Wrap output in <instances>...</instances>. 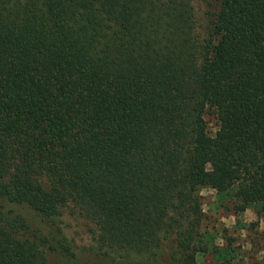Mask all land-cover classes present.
I'll return each mask as SVG.
<instances>
[{
  "label": "trees",
  "instance_id": "16d2710c",
  "mask_svg": "<svg viewBox=\"0 0 264 264\" xmlns=\"http://www.w3.org/2000/svg\"><path fill=\"white\" fill-rule=\"evenodd\" d=\"M202 189L264 217V0H0V264H199Z\"/></svg>",
  "mask_w": 264,
  "mask_h": 264
},
{
  "label": "rangeland",
  "instance_id": "374dc122",
  "mask_svg": "<svg viewBox=\"0 0 264 264\" xmlns=\"http://www.w3.org/2000/svg\"><path fill=\"white\" fill-rule=\"evenodd\" d=\"M206 120L208 130L213 135L216 129L215 120L212 116H206ZM200 193L205 216L202 231L207 233L206 239L212 250L203 255L198 254L197 262L199 264H264V217L259 214L258 207L249 205L244 212H228L219 206L216 190L202 189ZM64 221V232L81 264H136L135 262L111 263L102 259L93 250L88 223L75 215H66ZM173 245V238H169L163 244L161 264L166 261ZM140 262L139 264L144 263ZM48 264L65 263L49 254Z\"/></svg>",
  "mask_w": 264,
  "mask_h": 264
}]
</instances>
